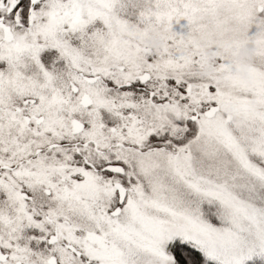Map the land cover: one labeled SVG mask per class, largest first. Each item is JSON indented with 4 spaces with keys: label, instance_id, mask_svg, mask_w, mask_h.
<instances>
[{
    "label": "snow or ice",
    "instance_id": "1",
    "mask_svg": "<svg viewBox=\"0 0 264 264\" xmlns=\"http://www.w3.org/2000/svg\"><path fill=\"white\" fill-rule=\"evenodd\" d=\"M0 264H264V0H0Z\"/></svg>",
    "mask_w": 264,
    "mask_h": 264
},
{
    "label": "clouds",
    "instance_id": "2",
    "mask_svg": "<svg viewBox=\"0 0 264 264\" xmlns=\"http://www.w3.org/2000/svg\"><path fill=\"white\" fill-rule=\"evenodd\" d=\"M149 43H150L153 47H155V46L159 45L160 41H159V39H158L157 37H155V36H150V37H149ZM210 68H211V66L209 65L207 68L203 69V71L207 72V71L210 70Z\"/></svg>",
    "mask_w": 264,
    "mask_h": 264
}]
</instances>
